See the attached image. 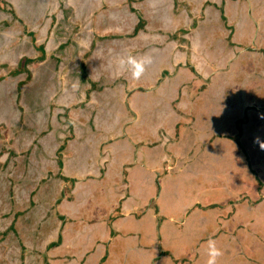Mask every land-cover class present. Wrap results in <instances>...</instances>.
I'll use <instances>...</instances> for the list:
<instances>
[{
  "label": "crops",
  "instance_id": "crops-1",
  "mask_svg": "<svg viewBox=\"0 0 264 264\" xmlns=\"http://www.w3.org/2000/svg\"><path fill=\"white\" fill-rule=\"evenodd\" d=\"M212 3L221 13L205 21L211 30L218 23L210 38L200 25L179 38L173 22L141 80L124 77L131 94L116 83L117 93L87 99L96 111L91 128L74 136L89 133L82 147L96 160L77 172L72 140L60 146L69 193L31 225L9 226L20 240L19 264H207L210 239L224 252L218 264H264V159L247 144L264 116V0ZM104 98L123 112L101 114ZM220 146L239 147L248 163L232 174L231 193L223 192L232 185L226 162L201 166L200 155ZM211 183L222 190L209 193Z\"/></svg>",
  "mask_w": 264,
  "mask_h": 264
},
{
  "label": "rangeland",
  "instance_id": "rangeland-1",
  "mask_svg": "<svg viewBox=\"0 0 264 264\" xmlns=\"http://www.w3.org/2000/svg\"><path fill=\"white\" fill-rule=\"evenodd\" d=\"M220 13L219 4L212 0H0V264H19L15 254L20 240L9 226L14 221L31 225L34 217L51 212L57 194L63 193L61 202L69 193L62 187L60 146L72 140L77 172L96 160L95 155L87 159L88 149L82 147L89 133L82 140L74 133L78 128L82 136L91 128L87 119L96 112L87 104L91 96L117 93L116 83L120 90L126 87L132 93L124 80L132 73L120 61L131 54L140 59L157 52L162 47L158 39L168 35L173 22L179 38L185 37L183 31L190 25L192 29L200 25L202 39L210 38L218 23L213 22L211 30L205 21ZM41 48L45 58L37 62L43 55ZM27 58L37 61L26 71L11 74ZM109 101H98L101 114L114 108L123 112ZM255 121L258 135L247 144L255 160L263 163L264 116ZM105 146H99L100 158ZM200 158L201 166L228 164L232 185L223 187L225 193L236 186L232 174L240 176L248 167L236 146L209 148V157ZM217 169L209 168L207 173ZM216 187L222 190L219 184ZM212 188L213 183L209 193L219 191Z\"/></svg>",
  "mask_w": 264,
  "mask_h": 264
},
{
  "label": "clouds",
  "instance_id": "clouds-1",
  "mask_svg": "<svg viewBox=\"0 0 264 264\" xmlns=\"http://www.w3.org/2000/svg\"><path fill=\"white\" fill-rule=\"evenodd\" d=\"M121 66L131 71L135 79H139L146 71V66L152 63L151 57L145 55L143 58L137 59L135 56L128 55L126 59L120 61ZM264 144H261V147ZM208 261L207 264H218V259L222 258L224 252L217 247L216 241L210 239L208 242Z\"/></svg>",
  "mask_w": 264,
  "mask_h": 264
},
{
  "label": "trees",
  "instance_id": "trees-1",
  "mask_svg": "<svg viewBox=\"0 0 264 264\" xmlns=\"http://www.w3.org/2000/svg\"><path fill=\"white\" fill-rule=\"evenodd\" d=\"M41 52H42V57L39 59V60H43L45 58V50L44 48H41ZM35 61L33 59H24L23 61H21L18 65V68L13 71L11 74H13L14 76L15 75H18L24 71H26V68L28 65H31L32 63H34Z\"/></svg>",
  "mask_w": 264,
  "mask_h": 264
},
{
  "label": "flooded vegetation",
  "instance_id": "flooded-vegetation-1",
  "mask_svg": "<svg viewBox=\"0 0 264 264\" xmlns=\"http://www.w3.org/2000/svg\"><path fill=\"white\" fill-rule=\"evenodd\" d=\"M44 50H45V49H44ZM41 57H42V56H41ZM41 57H40V58H41ZM33 60L35 61L34 63H36L37 60H38L37 62L40 61L39 59H37V60H36V59H33ZM43 60H44V59H43ZM34 63H32V64H34ZM18 65H19V64H18ZM29 66H30V65H29ZM14 71H15V69H14ZM29 73H30V71H29Z\"/></svg>",
  "mask_w": 264,
  "mask_h": 264
}]
</instances>
